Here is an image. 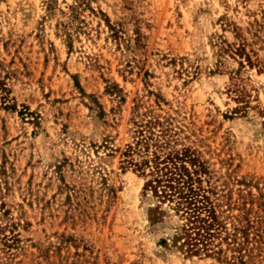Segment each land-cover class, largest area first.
Segmentation results:
<instances>
[{"label": "rangeland", "instance_id": "rangeland-1", "mask_svg": "<svg viewBox=\"0 0 264 264\" xmlns=\"http://www.w3.org/2000/svg\"><path fill=\"white\" fill-rule=\"evenodd\" d=\"M149 121L241 254L174 244L123 155ZM0 264H264V0H0Z\"/></svg>", "mask_w": 264, "mask_h": 264}, {"label": "trees", "instance_id": "trees-1", "mask_svg": "<svg viewBox=\"0 0 264 264\" xmlns=\"http://www.w3.org/2000/svg\"><path fill=\"white\" fill-rule=\"evenodd\" d=\"M156 124L149 121L144 125L147 129L140 126L135 142L127 145L123 155L126 164L145 177V187L158 199L174 203L175 210L184 216L186 221L176 233L174 244L183 239L178 247L185 248L187 254L210 256L221 252L215 251L214 241L225 234L224 240L241 254L245 241L238 240L239 235L246 240V228L234 225L231 231L227 229L210 199L211 190L203 185L202 174H207L204 164L190 148L175 149L165 138L167 130L155 133Z\"/></svg>", "mask_w": 264, "mask_h": 264}]
</instances>
